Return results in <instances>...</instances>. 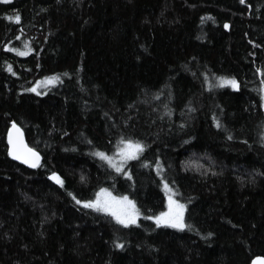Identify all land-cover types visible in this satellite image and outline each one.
I'll use <instances>...</instances> for the list:
<instances>
[{"label": "trees", "instance_id": "16d2710c", "mask_svg": "<svg viewBox=\"0 0 264 264\" xmlns=\"http://www.w3.org/2000/svg\"><path fill=\"white\" fill-rule=\"evenodd\" d=\"M17 13L19 24L6 19ZM25 43V56L5 50L26 51ZM257 69L264 0L0 2V264H250L264 256ZM53 76L59 81L47 84ZM220 77L238 89L219 87ZM34 86L41 95L27 91ZM12 122L40 153L35 170L9 158ZM121 138L146 145L124 165L131 179L92 154L113 156ZM194 157L206 161L202 169L187 167ZM162 180L186 205L183 231L144 218L164 210ZM101 188L135 201L139 227L72 198L92 200Z\"/></svg>", "mask_w": 264, "mask_h": 264}, {"label": "snow or ice", "instance_id": "6c2138e0", "mask_svg": "<svg viewBox=\"0 0 264 264\" xmlns=\"http://www.w3.org/2000/svg\"><path fill=\"white\" fill-rule=\"evenodd\" d=\"M0 2L10 3L11 0H0ZM240 3L244 4L245 0H240ZM6 19L17 24L21 22V16L19 13L14 17H6ZM228 27L229 25L225 23L224 28L227 29ZM17 39H19V37H17ZM24 48L26 51H20L15 48L8 49L7 47L5 50L14 51L19 56H25L31 52V48L27 43L24 44ZM7 70L11 72V66H9ZM257 72L258 74L264 75V70L262 69H257ZM57 81H59L58 76L45 78L47 84H54ZM40 83L41 82L38 81L37 86H39ZM225 85H230L234 89H238L239 87L238 82L234 78H218V86L224 87ZM37 86L27 89V91L36 92L37 95H41V93L37 91ZM259 91L262 102L261 107H264V81H262ZM216 127H220L218 121L216 122ZM229 139H231V136H229ZM7 144V153L13 160L19 161L30 168H36L39 166L41 159L40 153L24 142L23 133L16 122H12L11 127L7 130ZM145 147L146 145L140 141H134L131 138H121L116 153L113 156H109L102 151H96L92 154L106 162L109 167L114 169L117 173H123L128 176V173L124 171V165L130 160L139 159V156L143 153ZM157 165V171L159 174V172L162 171V168L159 166V161H157ZM128 178L131 179V176H128ZM50 179H54L57 184L63 187V181L57 174L53 173ZM83 179L84 177H81V180ZM161 183L163 184L167 201V211L161 212L158 215L146 216L144 218L153 221L157 228L167 227L183 231L186 227H189L185 224L184 220L186 205L175 198L178 194L177 190L171 188L164 180H162ZM69 195L71 196L72 194L69 193ZM72 198L75 200L76 204L82 205V207L86 209H91L97 213L110 216L117 225L123 228H128L130 226L139 227L137 221L141 216L140 210L137 208L135 201L129 199L126 195L113 196L107 189L101 188L96 194V198L93 200L82 201L75 196H72ZM114 246L117 249H122L124 247L123 243L120 242H115ZM252 264H264V256L255 257L252 260Z\"/></svg>", "mask_w": 264, "mask_h": 264}, {"label": "rangeland", "instance_id": "374dc122", "mask_svg": "<svg viewBox=\"0 0 264 264\" xmlns=\"http://www.w3.org/2000/svg\"><path fill=\"white\" fill-rule=\"evenodd\" d=\"M11 1H13V0H11ZM3 3V2H2ZM203 162H206V161H204L203 159H201V158H198V157H194L193 159H191V160H189V162H188V164H187V167H189V168H192V169H194V170H200V169H202L203 167H204V164H203ZM56 182V181H55ZM100 190H98L96 193H95V195H94V198L93 199H95L96 198V194L99 192ZM110 192V191H109ZM163 192H164V189H163ZM111 193V192H110ZM112 194V193H111ZM113 196H116V195H114V194H112ZM129 198V197H128ZM164 198H165V201H164V210L162 211V212H165V211H167V207H166V205H167V201H166V197H165V192H164ZM92 199V200H93ZM130 199V198H129ZM161 213V212H160ZM158 215V214H157ZM138 222V221H137ZM153 222V221H152ZM154 223V222H153ZM170 229H173V228H170ZM173 230H176V229H173Z\"/></svg>", "mask_w": 264, "mask_h": 264}, {"label": "water", "instance_id": "95a60500", "mask_svg": "<svg viewBox=\"0 0 264 264\" xmlns=\"http://www.w3.org/2000/svg\"><path fill=\"white\" fill-rule=\"evenodd\" d=\"M246 1V0H245ZM11 127V124H10V126H9V128ZM19 127V126H18ZM22 131V130H21ZM22 133H23V131H22ZM23 139H24V142L26 143V141H25V137H24V133H23ZM27 144V143H26ZM6 145H7V148H8V144H7V134H6ZM41 157V156H40ZM9 158L13 161V162H15V163H17V164H19L20 166H22V167H24V168H26V169H28V170H35L36 168H38V167H36V168H30V167H28L27 165H25V164H22V163H20L19 161H16V160H13L10 156H9ZM41 160H42V158L40 159V164H41ZM39 164V165H40ZM259 257V256H258ZM254 259V258H253ZM252 259V260H253ZM252 260H251V262H250V264H252Z\"/></svg>", "mask_w": 264, "mask_h": 264}]
</instances>
